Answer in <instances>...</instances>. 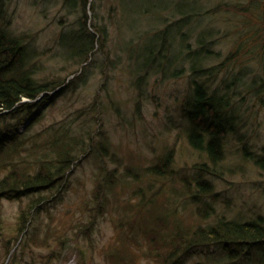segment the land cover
I'll return each instance as SVG.
<instances>
[{
	"label": "rangeland",
	"instance_id": "1",
	"mask_svg": "<svg viewBox=\"0 0 264 264\" xmlns=\"http://www.w3.org/2000/svg\"><path fill=\"white\" fill-rule=\"evenodd\" d=\"M86 6L87 27L99 38L80 63L69 53L89 42L65 33L79 28L82 4L8 0L10 29L41 51L39 75L74 80L33 131L71 119L93 143L41 209L29 211L26 198H0V264H158L162 258L151 248L165 232L147 218L151 213L171 231L178 222L194 227L223 215L264 214V167L254 162L264 158V0H87ZM168 27L170 47L157 52L155 35ZM204 40L211 55L195 65L207 69L194 72V51ZM201 79L221 92L230 85L240 120L216 164L190 144L182 117ZM161 162L168 167L154 173ZM204 162L215 172L204 178L219 194L208 218L192 202ZM27 230L30 238L23 239ZM198 263L236 264L215 246L181 262Z\"/></svg>",
	"mask_w": 264,
	"mask_h": 264
},
{
	"label": "trees",
	"instance_id": "2",
	"mask_svg": "<svg viewBox=\"0 0 264 264\" xmlns=\"http://www.w3.org/2000/svg\"><path fill=\"white\" fill-rule=\"evenodd\" d=\"M65 2L69 8L82 4L79 28L71 32L69 30L65 36L74 35L76 42L80 38L89 42L80 53L74 50L69 53L71 58L78 55L76 61L84 63L89 59L99 37L87 27V0ZM184 12H187L186 16L191 15L189 10ZM10 21L8 0H0V171H3L0 177V198H26L27 209L31 211L32 208L44 207L50 196L58 194L67 185L68 174L80 156L90 150L93 137L89 133L87 140L84 135H79L71 119L59 120L39 131H33L47 108L74 80L65 83L59 78L40 76L43 65L40 60L41 51L29 39L14 33L10 29ZM180 21L174 23L177 29ZM168 31L169 27L155 35L154 48H158L157 52L170 47ZM62 34L64 31L60 36ZM206 45L204 40L194 51L199 54V57L194 58V72L207 69L195 65L198 58L211 55ZM205 74L203 72V77ZM225 86V91L221 92L217 87L211 88V83L203 79L196 80L182 112L190 144L205 152L212 164L224 157L226 136L229 133L237 135L240 127V120L236 117L238 109L227 91L230 85ZM243 149L244 154L248 155L245 145ZM254 162L264 167L262 156H258ZM167 167L168 162H161L151 168L154 173L161 174ZM198 171L195 177L196 194L192 196V202L197 205L198 214L208 218L216 211L219 194L203 173L213 175L215 172L209 169L208 162L202 163ZM25 214V210H22L21 220ZM157 216L151 213L147 218L165 232L162 234L163 242L157 239L155 250L151 248L156 257L162 258H157L158 264H181L187 254L202 253L203 249L210 246H215L216 252L231 263L264 264V214L247 219L240 215H223L212 222L194 227H185L178 222L173 231L164 222L157 221ZM164 228L170 230L164 231ZM29 233V230L25 231L23 239L30 238ZM207 252L212 253L211 250Z\"/></svg>",
	"mask_w": 264,
	"mask_h": 264
}]
</instances>
